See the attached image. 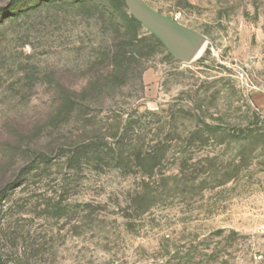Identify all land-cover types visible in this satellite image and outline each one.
Instances as JSON below:
<instances>
[{"label":"rangeland","instance_id":"1","mask_svg":"<svg viewBox=\"0 0 264 264\" xmlns=\"http://www.w3.org/2000/svg\"><path fill=\"white\" fill-rule=\"evenodd\" d=\"M141 1L190 61L153 35L122 62L98 4L0 17V264H264V0Z\"/></svg>","mask_w":264,"mask_h":264},{"label":"trees","instance_id":"2","mask_svg":"<svg viewBox=\"0 0 264 264\" xmlns=\"http://www.w3.org/2000/svg\"><path fill=\"white\" fill-rule=\"evenodd\" d=\"M30 0H0V17L9 18L10 20L17 18L22 12H26L29 9ZM48 3L49 0H43ZM54 3L55 0H50ZM60 1V0H59ZM72 1V6H91L92 4H98L103 11L106 12L109 20L114 23L117 35L120 37V43L117 44V48L120 51V56H122L121 61L124 62L129 56L133 54H138L136 49L129 48L132 45L135 48H140L144 46L160 45V42L152 35H144L140 37L141 28L139 22H137L128 12L125 10L124 0H70ZM121 62V63H122ZM120 63V65H121ZM118 66V65H117ZM26 78V77H25ZM75 94L72 91L64 88L61 84L57 83L55 89V95L51 103L54 107L50 105L48 108V113L55 116L65 113H72L73 110L78 106V99H75ZM29 129H26L25 134V147L26 149L31 148V138L28 135ZM12 148V145H10ZM9 147V145H8ZM11 150V149H9ZM43 154V153H41ZM5 155V154H4ZM44 155L41 158L44 160ZM3 156V155H2ZM1 156V157H2ZM5 158V157H4ZM2 165H0L1 167ZM13 170L11 168H4L0 171V195L11 186V184H16V182H21L23 175L16 173L15 177H10L9 173ZM11 178L13 180L11 181Z\"/></svg>","mask_w":264,"mask_h":264},{"label":"water","instance_id":"3","mask_svg":"<svg viewBox=\"0 0 264 264\" xmlns=\"http://www.w3.org/2000/svg\"><path fill=\"white\" fill-rule=\"evenodd\" d=\"M128 13L154 35L176 59L190 61L199 52L204 38L169 16L152 11L141 0H124Z\"/></svg>","mask_w":264,"mask_h":264}]
</instances>
